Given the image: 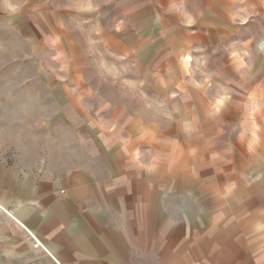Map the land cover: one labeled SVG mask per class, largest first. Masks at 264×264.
I'll return each instance as SVG.
<instances>
[{
  "label": "rangeland",
  "instance_id": "rangeland-1",
  "mask_svg": "<svg viewBox=\"0 0 264 264\" xmlns=\"http://www.w3.org/2000/svg\"><path fill=\"white\" fill-rule=\"evenodd\" d=\"M255 155L264 0H0V172L128 174L147 200L136 263L174 264L172 229L199 232L244 176L261 190Z\"/></svg>",
  "mask_w": 264,
  "mask_h": 264
},
{
  "label": "crops",
  "instance_id": "crops-1",
  "mask_svg": "<svg viewBox=\"0 0 264 264\" xmlns=\"http://www.w3.org/2000/svg\"><path fill=\"white\" fill-rule=\"evenodd\" d=\"M169 67L168 79L182 81L175 74L181 68ZM253 162L254 173L263 174V160L255 155ZM101 163L103 178L84 183L71 175L34 176L31 169L23 177L13 168L0 172V264H138L140 254H149L145 196L131 193L128 174L113 176ZM240 181L232 184L237 194L227 186L231 192L224 202L218 198L199 232L187 222L172 229L174 264H264V187L245 176ZM134 212L144 214L143 225L132 223Z\"/></svg>",
  "mask_w": 264,
  "mask_h": 264
}]
</instances>
